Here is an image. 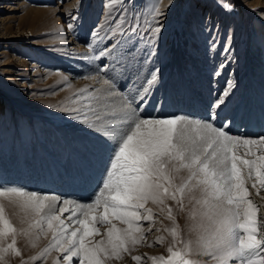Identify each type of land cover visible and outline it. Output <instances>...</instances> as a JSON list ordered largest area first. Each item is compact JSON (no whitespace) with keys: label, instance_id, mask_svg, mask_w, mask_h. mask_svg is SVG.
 <instances>
[{"label":"rangeland","instance_id":"1","mask_svg":"<svg viewBox=\"0 0 264 264\" xmlns=\"http://www.w3.org/2000/svg\"><path fill=\"white\" fill-rule=\"evenodd\" d=\"M222 2L125 0L113 15L124 8L129 20L140 16L141 25L151 19L150 9L158 4L162 13L165 3L168 16L160 19L162 30L154 41L150 31H142L140 36L131 35L115 58L90 59L106 46L94 36L97 32L104 34L101 25H106L109 0H0V104L5 105L0 117V183L82 202L91 196L104 173L107 147L100 151L98 147L105 142L104 138L73 119L75 113L71 108L79 102L81 90L94 91L101 87L98 77L92 85L84 84L88 80L85 77L97 76L105 69L122 92L132 95L142 91L146 79L157 74L158 82L146 101L140 102L137 98L134 105L142 108V118L184 115L208 120L215 113L217 126L231 122L228 124L231 134L252 138L263 134L264 0H231L232 11L221 7ZM22 3L45 10H31ZM69 24L73 28L70 29ZM90 44L96 49L95 53L89 52ZM175 52L181 53L176 62L172 57ZM127 78L131 85L126 88ZM229 82H234L235 88L226 102L215 108L217 98L228 90ZM235 119L239 120V129L231 130L232 125L237 124ZM62 128L66 130L61 131ZM73 132L82 136L77 138ZM240 151L243 155L246 150ZM256 151L259 155V149ZM90 157L94 159L91 161ZM103 158L105 163L101 165ZM243 158L254 159L250 155ZM99 164L102 169L96 172ZM51 176L61 177V180ZM55 180L68 189L54 186ZM246 186L248 198L258 206L259 238V233H264V186L259 185L255 176ZM2 202L14 227L27 229L32 218L29 216L22 223L23 209L7 198ZM167 203L173 207L180 239L195 240L197 233L189 231L194 221L188 218L187 209L181 213L173 201ZM146 207L155 213L151 231L149 225L142 222L146 238L131 246L121 259H112L108 264H153L151 257H168L170 247H180L164 230L171 228L173 222L160 214L156 205L148 203ZM67 216L65 212L61 218ZM100 231L104 233L105 228L101 227ZM37 232L32 230L31 235L16 236L20 255L9 252L6 264L25 261L27 264H55L58 258L62 260L63 254L55 249L41 255L52 242L53 234L49 232L36 239ZM160 237L164 238L162 242ZM101 238L95 237L96 240ZM10 242L11 238L6 239L5 245ZM198 251L194 248L187 258L194 264H216ZM137 256L141 261L133 259Z\"/></svg>","mask_w":264,"mask_h":264},{"label":"snow or ice","instance_id":"2","mask_svg":"<svg viewBox=\"0 0 264 264\" xmlns=\"http://www.w3.org/2000/svg\"><path fill=\"white\" fill-rule=\"evenodd\" d=\"M124 2L109 0L106 25H101L104 34L97 32L94 36L106 46L90 59L115 58L131 35L150 31L154 41L162 30L163 13L158 4L148 13L151 19L141 25L140 16L129 20L124 8L113 15ZM221 7L232 11L234 6L231 0H223ZM88 48L90 53L96 52L93 45ZM97 77L102 87L81 90L79 102L71 111L75 113L73 119L105 140L107 158L99 186L82 202L0 183V264H6L9 252L20 255L16 236L31 235L32 230H38L36 239L53 234L41 255L53 249L59 251L63 257L55 264H108L112 259H121L131 246L146 238L142 222L149 225V232L155 223V213L146 207L148 203L156 205L160 214L173 222L164 230L180 244L179 248L168 249V257H151L153 264H194L187 258L194 248L216 264H264V233H259L258 238V206L248 198L246 186L253 176L264 186V134L257 138L231 134L230 122L221 126L214 123L215 113L208 120L184 115L142 118V108L134 105L137 98L146 101L158 82L156 73L135 95L122 92L109 78L107 69L85 79ZM234 88L235 83L229 82L228 90L217 98L214 107L223 105ZM241 149L246 150L243 155ZM244 155L254 159H245ZM3 198L23 209L22 223L32 218L27 229L14 227ZM167 201H173L181 213L187 209L188 218L194 221L189 231L197 233L195 240L180 239L179 224ZM65 212L69 215L62 219ZM97 236L102 238L96 240ZM8 238L11 242L5 245ZM133 259L141 261L139 256Z\"/></svg>","mask_w":264,"mask_h":264},{"label":"bare ground","instance_id":"3","mask_svg":"<svg viewBox=\"0 0 264 264\" xmlns=\"http://www.w3.org/2000/svg\"><path fill=\"white\" fill-rule=\"evenodd\" d=\"M97 1V0H96ZM167 0H165V2H166ZM22 5H26V4H24V3H22ZM165 5V6H164ZM27 6V5H26ZM68 5H65V7H67ZM163 8H162V13H163V17H162V19H166L167 18V16H166V14H167V10L166 9H168V7H166V4L164 3L163 4ZM27 8H29V9H31V10H35V11H42V10H45V8H39V7H34V6H27ZM11 9H13V8H11ZM165 9V10H164ZM257 24V23H256ZM196 26V25H195ZM33 48V47H32ZM30 49V51L32 52V54H35V51L33 50V49ZM80 51H82V50H80ZM1 52H3V51H1ZM174 55L172 56L173 57V60L176 62V59H180L179 57H181V53H178V52H175V53H173ZM178 57V58H177ZM178 61V60H177ZM124 70V69H123ZM123 72V71H122ZM94 81H95V79H88L87 80V82H85L84 84H87V85H92V84H94ZM121 81V80H120ZM122 84V83H121ZM124 85L126 86V88L127 87H129L130 85H131V83L129 82V79L127 78V79H125V81H124ZM132 85H133V83H132ZM101 87H102V85H101ZM134 90V89H133ZM196 102H197V104L199 103L198 102V100H196ZM5 111V105L4 104H0V117L3 115V112ZM229 111V110H228ZM155 113H156V111H155ZM26 114V113H25ZM221 115V114H220ZM155 116V115H154ZM217 121H218V119H216ZM216 121V122H217ZM234 121V120H233ZM237 122V124L236 125H232V129L231 130H233V129H235V127H236V130H237V128L239 127V124H238V122H239V120L238 119H235V123ZM219 123H220V121H219ZM241 123V122H240ZM231 124V122L229 123V125ZM249 126H247V128H248ZM241 128V127H240ZM264 128V127H263ZM239 129V128H238ZM64 130H66L65 128H62V130L61 131H64ZM72 130H74V129H72ZM230 130V129H229ZM262 131V130H261ZM263 132H264V129H263ZM254 133H255V131H254ZM262 133V132H261ZM251 134H253L252 132H251ZM264 134V133H263ZM73 136H77V138H80V136H82V135H78V134H76V132H73V134H72ZM85 135V134H84ZM75 138V137H74ZM98 140V139H97ZM84 141V140H83ZM82 141V142H83ZM80 142V141H79ZM88 143V142H87ZM83 144V143H82ZM100 144V143H99ZM71 145V144H70ZM90 145H91V143H90ZM82 146V145H81ZM104 146H106V144H105V142L104 141H102L101 142V144H100V146L98 147L99 149H100V151L104 148ZM58 147V146H57ZM95 147V146H94ZM71 148H73V147H71ZM60 149V148H59ZM55 151V150H54ZM95 151H97V149L95 150ZM94 151V152H95ZM103 151V150H102ZM98 152V151H97ZM56 153H58V152H56ZM99 153V152H98ZM58 156V155H57ZM104 156V155H103ZM107 156V154L104 156V157H106ZM86 157V156H85ZM76 159H79V157H78V155L76 156ZM91 159H94V157L92 158V157H90V160ZM92 161V160H91ZM101 165H103L104 163H105V160H104V158L101 160ZM36 164V163H35ZM70 164H72V163H70ZM70 164H69V166H70ZM8 165V164H7ZM100 165V164H99ZM101 165H100V167L98 168L97 167V169H96V172L98 171V170H101L102 168H101ZM41 166V165H40ZM68 166V167H69ZM8 167V166H7ZM5 168V167H4ZM6 169V168H5ZM45 169V168H44ZM70 169H71V167H70ZM94 170V169H93ZM103 172V171H102ZM102 174V173H101ZM79 176H80V174H78ZM92 175H95V172H93V174ZM59 178V180H61V177H58V176H51V178ZM92 178H93V176H91ZM91 177H90V179H91ZM81 178V177H80ZM83 178V177H82ZM87 178V177H86ZM44 180V179H43ZM93 180V179H92ZM95 182V181H94ZM93 182V183H94ZM90 183V182H89ZM92 183V184H93ZM76 184V183H75ZM74 183H73V185H75ZM79 184V183H78ZM91 184V185H92ZM37 185V184H36ZM49 185H51V183H49ZM59 185V182L58 181H56L55 180V182H54V186H58ZM88 186V185H87ZM71 187H72V183H71ZM91 187V186H90ZM97 187V185L96 184H94L93 185V188H96ZM64 188H67V186L66 187H64V186H60L59 185V189H64ZM82 188V187H81ZM68 189V188H67ZM79 189V188H78ZM55 190V189H54ZM82 190V189H81ZM84 190V189H83ZM61 191V190H60ZM65 191H66V189H65ZM90 192H92V190H89V193ZM64 193V192H63ZM88 193V192H87ZM50 195H54L53 193H50ZM84 195V194H83ZM66 196V195H65ZM73 196V195H72ZM59 206V205H58ZM68 213V212H67ZM68 215H69V213H68Z\"/></svg>","mask_w":264,"mask_h":264}]
</instances>
